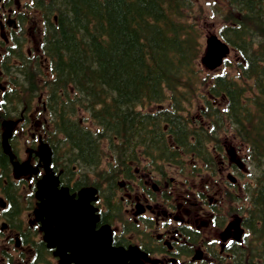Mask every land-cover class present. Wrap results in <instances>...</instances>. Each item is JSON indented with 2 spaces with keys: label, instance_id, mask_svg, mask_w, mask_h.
I'll list each match as a JSON object with an SVG mask.
<instances>
[{
  "label": "trees",
  "instance_id": "trees-1",
  "mask_svg": "<svg viewBox=\"0 0 264 264\" xmlns=\"http://www.w3.org/2000/svg\"><path fill=\"white\" fill-rule=\"evenodd\" d=\"M36 1L40 53L26 62L31 71L18 65L6 71L13 72L17 90L27 98L31 93V108L45 95L69 173L71 163L98 167L105 150L117 163L143 151L153 162L187 157L215 164L209 145L225 132L230 143L242 142L251 167L247 233L230 264H264V0H223L219 34L240 57L234 76L204 75L194 0ZM203 89L225 100L214 105L205 99L209 124H193L185 114ZM152 106L158 108L148 110Z\"/></svg>",
  "mask_w": 264,
  "mask_h": 264
},
{
  "label": "flooded vegetation",
  "instance_id": "flooded-vegetation-1",
  "mask_svg": "<svg viewBox=\"0 0 264 264\" xmlns=\"http://www.w3.org/2000/svg\"><path fill=\"white\" fill-rule=\"evenodd\" d=\"M12 3L19 4L20 0H0V8L4 12H0V21L9 33H15L10 30L9 24L16 26V16L14 20L10 19L14 16L10 14ZM4 15L7 16L6 21L3 20ZM8 103L6 94L0 96V113L13 120L21 119L23 115L13 111ZM15 131L11 146L17 155V161L27 163L21 171L28 173L22 178L28 185L23 184L22 189L30 191L31 194V180L36 176L31 162L36 165L38 156L35 149L31 150L30 139V149H24L26 158L21 159L20 151L25 143L23 144L24 135L19 122L15 123ZM232 154V158H236L235 153ZM3 157L5 158L4 155ZM220 163L225 162L222 160ZM230 167L236 169L233 162ZM151 183L156 184L153 186L154 191L146 186ZM121 188L125 191V196L119 197L122 206L120 211L118 206H114L104 215L100 213V219L110 223L119 213H123V219L115 222L119 224V229L116 231L115 228L113 231L114 244L125 249L138 248L141 253L139 259L143 264H211L216 259L230 257L228 250L238 242L240 229L235 225L238 217L231 221L221 217L222 213L218 212L220 206L222 207L224 193L219 181L214 180L212 184L197 188L187 178L177 180L175 176H168L157 169L148 172L133 185L131 181L121 184ZM27 215L31 217V212H27ZM7 216L8 210L0 209V230H4L3 223L7 221ZM25 221L29 223L8 230L12 239L14 236L17 238L19 233H27L29 237L26 243L16 248L19 264H59L53 259L52 263L39 261L44 249L31 241V218H26ZM227 224L228 227H222ZM99 225L98 223L97 227ZM144 254L147 255L146 258Z\"/></svg>",
  "mask_w": 264,
  "mask_h": 264
},
{
  "label": "water",
  "instance_id": "water-1",
  "mask_svg": "<svg viewBox=\"0 0 264 264\" xmlns=\"http://www.w3.org/2000/svg\"><path fill=\"white\" fill-rule=\"evenodd\" d=\"M229 52V46L217 35H212L207 39L202 63L210 70L216 69ZM52 182V179L45 178L39 184L37 195L42 203L36 215L42 222L41 229L48 245L57 246L55 254L63 260L66 251H71L72 255L66 260L79 264H127L124 252L111 246L109 230L104 227L94 230L97 217L93 218L90 206L94 190L84 189L79 198L73 200L67 189L58 190L56 185L50 188Z\"/></svg>",
  "mask_w": 264,
  "mask_h": 264
},
{
  "label": "rangeland",
  "instance_id": "rangeland-1",
  "mask_svg": "<svg viewBox=\"0 0 264 264\" xmlns=\"http://www.w3.org/2000/svg\"><path fill=\"white\" fill-rule=\"evenodd\" d=\"M195 6H194V13L195 16L197 15V20H199V25L200 28L203 31V38H204V43L206 38L211 35V34H218L219 29L222 27L223 25V20H224V16L221 15L222 12L227 10V5L226 2L223 0H194ZM202 15V16H201ZM36 40V30L35 28L31 25V48L34 49L33 46V42ZM235 55L234 53H231L228 56V60L231 61L230 64L225 67H221L220 69L214 71L217 73H223L225 72H229V74L231 75H235L236 73V68H235V64L237 62V60L235 59ZM205 71V70H204ZM207 71H205L204 74H206ZM202 94L204 96H206L208 94V92L206 90H201ZM202 107L199 105L195 108H191L190 110V114L193 118L195 119H201L202 117ZM194 119V121H195ZM196 122V121H195ZM241 156L243 158L244 154H245V149H243L241 151ZM246 170H244V174L242 177H239V183L240 186H242V184H245L247 181V178L249 177L251 170H250V165L247 163V165H245ZM218 171V175H217V179H219V181L223 182L222 187L224 188V181L226 178V175L228 173V166L227 165H221L219 166V169H216ZM190 171V169H188V172ZM212 178H210L207 174L203 173L201 175V177H197L196 179V184L198 186L203 185L205 183H207L208 181H211ZM244 190V189H243ZM232 193L229 194V197H233V193L234 191H231ZM228 193V192H227ZM247 196L245 191L243 192V196ZM232 200V199H231ZM230 200V201H231ZM243 205H248V201L247 200H243L242 201ZM234 203L233 202H229L228 200L226 201V208L231 209L233 208ZM32 220V218H31ZM7 230V229H5ZM11 238H12V234L9 231H3L0 234V255L3 251H8L10 253H14L12 247V242H11Z\"/></svg>",
  "mask_w": 264,
  "mask_h": 264
},
{
  "label": "bare ground",
  "instance_id": "bare-ground-1",
  "mask_svg": "<svg viewBox=\"0 0 264 264\" xmlns=\"http://www.w3.org/2000/svg\"><path fill=\"white\" fill-rule=\"evenodd\" d=\"M244 9V8H243ZM245 19V18H244ZM227 84V83H226ZM216 131V130H215ZM249 220H250V218H249ZM248 223V222H247ZM243 253V252H242Z\"/></svg>",
  "mask_w": 264,
  "mask_h": 264
}]
</instances>
